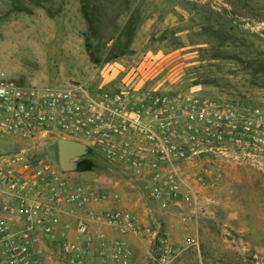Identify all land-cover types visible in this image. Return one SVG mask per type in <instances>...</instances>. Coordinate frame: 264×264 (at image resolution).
Instances as JSON below:
<instances>
[{
    "label": "rangeland",
    "instance_id": "obj_1",
    "mask_svg": "<svg viewBox=\"0 0 264 264\" xmlns=\"http://www.w3.org/2000/svg\"><path fill=\"white\" fill-rule=\"evenodd\" d=\"M0 73L264 113V0H0ZM180 129L163 131L164 148L182 151L158 160L161 184L171 175L179 189L166 210L148 167H125L89 145L91 168L70 175L97 185L108 205L96 210L125 207L158 234L98 226L104 236L92 238L85 264L109 261L115 241L128 247L127 264H264V154L243 157L247 149L230 142L194 153ZM43 154L58 164L56 142ZM59 241L32 264H61Z\"/></svg>",
    "mask_w": 264,
    "mask_h": 264
},
{
    "label": "built area",
    "instance_id": "obj_2",
    "mask_svg": "<svg viewBox=\"0 0 264 264\" xmlns=\"http://www.w3.org/2000/svg\"><path fill=\"white\" fill-rule=\"evenodd\" d=\"M135 91L92 89L84 82L23 84L0 73V263L32 264L48 241L59 239L61 264H85L92 238L104 236L101 225L158 234L124 208L98 212L94 204L105 196L97 185L61 171L43 154L46 142L62 137L93 143L125 167H148L161 210L171 206L179 189L171 175L161 184L158 160L182 152L175 144L164 148V127L178 133L181 126L194 153L199 145L212 149L230 142L247 149L243 157L257 160L253 153L264 154V113L258 108L243 112L190 96L166 104L157 94L147 103ZM129 255L128 247L115 241L111 259L97 264H127Z\"/></svg>",
    "mask_w": 264,
    "mask_h": 264
},
{
    "label": "water",
    "instance_id": "obj_3",
    "mask_svg": "<svg viewBox=\"0 0 264 264\" xmlns=\"http://www.w3.org/2000/svg\"><path fill=\"white\" fill-rule=\"evenodd\" d=\"M57 160L61 171L72 172L88 170L91 168V160L80 166L78 160L91 154V147L82 141L59 137L56 140Z\"/></svg>",
    "mask_w": 264,
    "mask_h": 264
},
{
    "label": "crops",
    "instance_id": "obj_4",
    "mask_svg": "<svg viewBox=\"0 0 264 264\" xmlns=\"http://www.w3.org/2000/svg\"><path fill=\"white\" fill-rule=\"evenodd\" d=\"M81 172H84V171H78V172H75V171H72L71 173H81ZM73 175V174H72ZM72 177H75V176H72ZM76 178V177H75ZM108 204L105 202V201H99L97 203L94 204V207L98 210H100V208H103V207H106ZM123 205L125 206V202L121 201L120 203V206L123 207ZM125 208V207H124Z\"/></svg>",
    "mask_w": 264,
    "mask_h": 264
},
{
    "label": "flooded vegetation",
    "instance_id": "obj_5",
    "mask_svg": "<svg viewBox=\"0 0 264 264\" xmlns=\"http://www.w3.org/2000/svg\"><path fill=\"white\" fill-rule=\"evenodd\" d=\"M87 158H89L88 156L87 157H82L78 160L80 166H84L87 162ZM90 159V158H89ZM92 163V162H91ZM92 165V164H91ZM87 170V169H86ZM81 171H85V170H81ZM75 172H78V171H75Z\"/></svg>",
    "mask_w": 264,
    "mask_h": 264
}]
</instances>
